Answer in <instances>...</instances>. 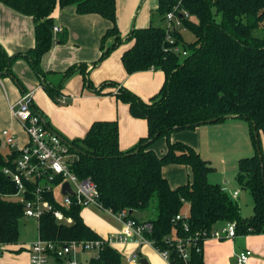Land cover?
Listing matches in <instances>:
<instances>
[{"label":"trees","instance_id":"1","mask_svg":"<svg viewBox=\"0 0 264 264\" xmlns=\"http://www.w3.org/2000/svg\"><path fill=\"white\" fill-rule=\"evenodd\" d=\"M0 4L30 17L34 28V46L29 50L8 55L0 46L1 78L15 81L12 65L23 59L42 90L58 103L65 82L79 73L84 87L94 93L117 87L116 100L128 106L131 117L146 122L147 135L127 151L119 148L116 121L94 122L82 139L68 142L69 172L95 185L100 209L115 216L127 211V218L148 224L150 231L145 238L155 250L168 251L174 264L185 263L173 238L191 241L187 264H203V242L219 226L235 223L236 235L264 233V157L259 139L260 132L264 138V0H157L149 25L132 28L125 38L116 25V0H0ZM57 6H73L79 15L95 14L111 23L92 67L131 42L121 57L126 73L160 70L164 82L158 93L144 101L115 82L97 88L84 63L63 72L43 70L42 58L53 43L63 45L68 40L66 30L53 31L51 16ZM170 12L174 17L170 27L155 25L156 20L166 22ZM231 119L249 124L254 150L252 156L238 160L235 175L239 188L252 198L253 214L247 218L241 215L235 198L208 181L213 171L210 161L191 146L170 138L176 131ZM161 138L167 147L159 156L151 146ZM20 155L11 148L0 151V244L17 243L18 222L25 218L24 204L12 198L17 190L11 174ZM166 165L188 167L191 180L171 188L162 174ZM59 183L61 180L55 178L48 184L51 190L41 194L53 211H60L72 223H58L52 212H46L38 222L39 238L59 245L103 240L84 223L83 207L75 199L67 207L60 204L54 190ZM25 188L23 198L28 201L34 197L38 182L27 183ZM176 216L181 218L176 220ZM91 253L94 255L86 264H123L122 255L106 242Z\"/></svg>","mask_w":264,"mask_h":264},{"label":"crops","instance_id":"2","mask_svg":"<svg viewBox=\"0 0 264 264\" xmlns=\"http://www.w3.org/2000/svg\"><path fill=\"white\" fill-rule=\"evenodd\" d=\"M115 7L116 25L121 36L125 38L132 28H145L149 25L150 15L157 8V0H116ZM51 17L55 27L67 31L68 40L63 45L53 43L51 49L42 58L43 70L55 73L63 72L72 65L84 63L88 65L86 72L89 74L90 81L97 88L105 82H115L135 93L144 101L158 93L164 82V74L160 70L142 71L131 75L126 73L121 57L130 48L131 42L122 44L111 52L107 59L92 67L100 53V40L105 32L111 28V23L108 20L95 14L79 15L73 6L64 8L57 6ZM0 46L8 55L23 53L34 46L32 19L3 4H0ZM11 69L18 85L8 77L5 79L0 77V151L3 153L10 148L2 137L1 132L3 130H8L14 137L17 148L24 146L27 141L24 130L12 118L10 111V106L19 100L23 92H32L35 111L45 121L48 131L57 135L65 145L74 139H82L92 123L97 121H116L118 123L121 151L131 149L141 138L147 135L146 122L131 117L128 106L116 100L117 87H106L101 94H97L86 89L82 75L75 73L65 82L62 97L58 103H55L42 90L39 81L25 60L17 59ZM218 126H227L230 130L227 139L234 144V148L227 159L229 162L253 155L254 150L248 123L239 119H231ZM205 127L203 125L194 130L176 131L170 138L173 142H181L191 146L201 157L209 160V153L204 152ZM235 133H239V136H236ZM261 135L260 132L259 136L261 137ZM223 137L218 135V139H224ZM260 142L264 157L263 137ZM166 147L164 138L157 140L151 146L152 150L159 156L163 155ZM222 165L225 166L226 162H222ZM162 174L173 189L185 185L191 180L190 169L183 165H166L162 168ZM235 175L234 173L232 176L234 180ZM221 188L229 195L237 193L235 199L240 207L241 215L245 218L252 216V202L250 214L243 215L241 210V196L246 190L240 189L232 179L225 181ZM58 194L60 197L62 196L60 189ZM12 198L20 200L21 195L15 194ZM81 216L84 223L102 238H108L120 231L119 221L109 211L88 206L83 208ZM22 219L25 220V223L33 221L26 218ZM35 224L37 225V223ZM34 236V240L28 242L19 241L10 245L0 244V264H29L30 245L39 237L38 230ZM113 247L122 255L123 264H140V260H144L146 264H168L149 245L138 246L136 243L126 245L117 243ZM202 249L203 264H234L235 254L242 250L251 251L247 264H264V233L236 235L232 239L222 240L207 238L203 242ZM133 255L136 256V260L127 262V258ZM91 256V253L81 254L77 256V259L82 264Z\"/></svg>","mask_w":264,"mask_h":264},{"label":"built area","instance_id":"3","mask_svg":"<svg viewBox=\"0 0 264 264\" xmlns=\"http://www.w3.org/2000/svg\"><path fill=\"white\" fill-rule=\"evenodd\" d=\"M174 20L173 12L166 15V26L170 27L171 21ZM176 25L178 22L176 21ZM54 33H60L62 30L59 27L53 28ZM170 44L172 39L167 37ZM185 54V53H183ZM11 116L17 121L24 130L27 141L21 148L15 146L14 137L8 130L1 132L5 143L13 150L20 151L21 155L16 161L15 172L12 179L16 184L17 194L21 195L19 200L24 204V214L26 219H31L37 223L46 212H52L58 223L71 224L72 220L65 217L60 211H53V207L45 200L41 194L42 190L49 192L51 190L48 184H51L55 178H59V183L55 188L62 189V185L67 183L72 192V195L62 194L59 200L60 204L68 206L72 199L81 207L95 206L99 208L97 202L98 193L95 185L88 179H78L74 174L69 172L68 146L65 145L57 135L48 131L47 126L41 115L35 111L33 106L32 92H23L19 100L10 106ZM38 182V188L34 193V197L25 201L23 194L26 191L25 184ZM232 198L237 196V193L230 195ZM127 211H123L116 216L121 228L120 231L103 240L70 242L65 245H59L50 241H44L39 237L30 245L29 264H57L55 260H60L59 264H80L77 256L85 253L96 252L106 242L113 246L114 244H129L136 243L138 246L149 245L153 247V243L146 239L144 234L150 231L148 224H137L134 220L127 218ZM176 216V220L180 219ZM235 223H226L222 228L214 229L208 234L207 238L217 240L232 239L236 237ZM207 236V235H206ZM205 236V237H206ZM175 240V241H174ZM168 241H171L169 238ZM173 244L178 256L187 264L189 259V251L191 241H183L180 238H173ZM157 251V250H156ZM160 256L168 263L170 261L168 251H157ZM251 256V251L242 250L235 254L234 264H247ZM136 256L133 255L127 258V262H133Z\"/></svg>","mask_w":264,"mask_h":264},{"label":"rangeland","instance_id":"4","mask_svg":"<svg viewBox=\"0 0 264 264\" xmlns=\"http://www.w3.org/2000/svg\"><path fill=\"white\" fill-rule=\"evenodd\" d=\"M155 25L166 26V22L160 24L159 21L156 20ZM220 124L204 125L206 126L204 128L206 131L204 152L209 153L208 159L211 161V166L213 167V171L208 175V181L212 184H218L222 186L225 181H227L228 179H232V181H234L237 184V182L234 180L232 176L234 173L236 174L238 159L237 161L231 160L230 161L231 163L227 160L230 153L232 152L234 148V144L230 143V140L227 139L229 138L228 135L230 133L229 128H227V126H218ZM249 132H250V129H249ZM218 135L224 136L223 137L224 139L222 138L218 139ZM235 135L239 136V133H235ZM262 137L263 135H261V137L259 136V139H262ZM222 162H226V165L223 166ZM55 192L56 194H58V190H56ZM241 198H242L241 199L242 200V208H241L242 214L248 215L251 213V206H250L252 202L251 195L248 191H246L245 193H242ZM58 199L59 200L61 199L59 194H58ZM98 215L100 216L101 214H98ZM24 221H25L24 219H20L18 222V241L17 242L32 241L35 238L34 235L37 234V230H38L37 225L33 221H29L28 223H25ZM91 255H94V253H91ZM82 264H86V261H84Z\"/></svg>","mask_w":264,"mask_h":264},{"label":"water","instance_id":"5","mask_svg":"<svg viewBox=\"0 0 264 264\" xmlns=\"http://www.w3.org/2000/svg\"><path fill=\"white\" fill-rule=\"evenodd\" d=\"M1 76H2V73H0V77ZM66 193L72 195V192H71V190L69 188V185L67 183H64L62 185L61 194H66ZM139 262H140V264H146V262L144 260H140Z\"/></svg>","mask_w":264,"mask_h":264}]
</instances>
